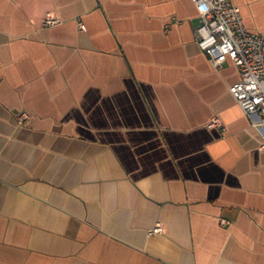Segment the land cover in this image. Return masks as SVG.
<instances>
[{
    "label": "crops",
    "instance_id": "obj_1",
    "mask_svg": "<svg viewBox=\"0 0 264 264\" xmlns=\"http://www.w3.org/2000/svg\"><path fill=\"white\" fill-rule=\"evenodd\" d=\"M230 1L264 35V0ZM199 22L192 0H0V264H264L259 116Z\"/></svg>",
    "mask_w": 264,
    "mask_h": 264
},
{
    "label": "built area",
    "instance_id": "obj_2",
    "mask_svg": "<svg viewBox=\"0 0 264 264\" xmlns=\"http://www.w3.org/2000/svg\"><path fill=\"white\" fill-rule=\"evenodd\" d=\"M192 2L200 17L195 28L197 45L215 66H221L227 59L237 66L239 79L229 86V91L246 115L259 116L253 125L261 134L260 147L264 149V35L245 27L240 8L230 0ZM60 22V17L49 11L41 18L44 27ZM78 27L86 29L82 22H78ZM26 118L27 113L23 111L17 121L22 123ZM208 126L222 127L221 120L213 116ZM161 231V225L156 224L150 233Z\"/></svg>",
    "mask_w": 264,
    "mask_h": 264
}]
</instances>
